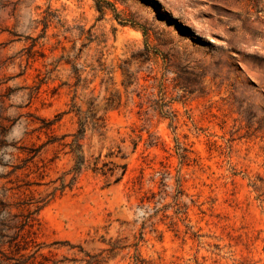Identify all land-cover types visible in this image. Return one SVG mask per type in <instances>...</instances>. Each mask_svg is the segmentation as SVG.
Listing matches in <instances>:
<instances>
[{"label":"rangeland","instance_id":"1","mask_svg":"<svg viewBox=\"0 0 264 264\" xmlns=\"http://www.w3.org/2000/svg\"><path fill=\"white\" fill-rule=\"evenodd\" d=\"M77 109L106 125L86 158L127 172L52 199ZM1 176L43 207L35 264H264V0H0Z\"/></svg>","mask_w":264,"mask_h":264},{"label":"trees","instance_id":"2","mask_svg":"<svg viewBox=\"0 0 264 264\" xmlns=\"http://www.w3.org/2000/svg\"><path fill=\"white\" fill-rule=\"evenodd\" d=\"M261 2L262 0H247V5L252 8H257ZM98 9L99 11L103 12L102 7H99ZM82 48H85V44ZM98 62L99 66L97 69L95 68L93 70L106 72L107 70L103 68V65L100 63V61ZM73 73L77 78V91L79 88L81 90H87L91 82L89 80H82L81 76L83 70L77 66V68L73 69ZM44 74L46 77H50V72H46ZM131 85L132 82L129 80L124 82V87L126 89H128ZM91 105H93V102H90L89 107ZM109 106L110 105H108V107ZM77 118V134L73 135V142L76 145V150H72L73 155L76 157V162L70 170L64 172L57 180L51 182L54 184L58 183L49 194L52 196V199L57 195H63L67 190H72L78 183L79 177L85 171L91 170L94 174L102 175L108 182V185L117 184L120 182L127 172V164H120L112 160L113 158L123 159L122 156H119L120 152L115 154L114 152L110 151L105 155V158L111 160L103 161L101 165L99 164L101 158L103 157L102 153H100V155L93 160L86 158L82 141L85 138L87 129L90 127L93 135H97L101 140H105L106 125L104 123H100L99 119H96L94 114L82 113L80 109H77ZM61 119L62 118L60 116L56 120L46 122L44 128L47 130L52 129V127ZM65 137H67V135L62 137V139ZM58 141L59 140L57 139L49 140L40 148L32 152L33 154L30 155L28 161L34 160L39 155V152L43 147L47 145H54ZM36 167L39 169L38 167L40 166L36 165ZM43 167H46V164H44ZM20 169H22V167L14 168V170L10 172L8 176ZM0 178L6 177L1 176ZM8 191V189L3 187L0 188V217H2L0 220V264H35L36 255L40 252L41 247H39L35 237L37 219L34 215L43 207H38L34 211H31L30 209L24 211L20 209L19 213H12L13 209H19V206L7 202V199L9 198ZM5 249L8 252H6ZM33 249L34 251L32 254L27 253Z\"/></svg>","mask_w":264,"mask_h":264}]
</instances>
